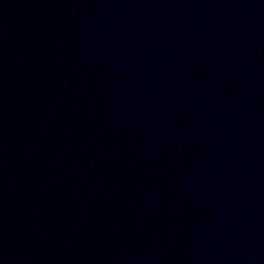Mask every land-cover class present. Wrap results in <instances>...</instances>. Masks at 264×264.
I'll list each match as a JSON object with an SVG mask.
<instances>
[{"label":"water","instance_id":"95a60500","mask_svg":"<svg viewBox=\"0 0 264 264\" xmlns=\"http://www.w3.org/2000/svg\"><path fill=\"white\" fill-rule=\"evenodd\" d=\"M0 264H264V0H0Z\"/></svg>","mask_w":264,"mask_h":264}]
</instances>
